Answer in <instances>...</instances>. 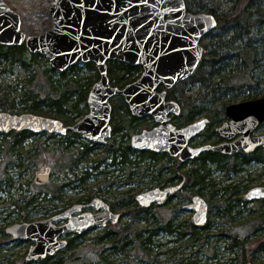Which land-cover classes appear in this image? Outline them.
<instances>
[{"label":"trees","instance_id":"16d2710c","mask_svg":"<svg viewBox=\"0 0 264 264\" xmlns=\"http://www.w3.org/2000/svg\"><path fill=\"white\" fill-rule=\"evenodd\" d=\"M185 2L188 11L194 13L205 11L213 14L218 25L201 41L204 55L197 70L189 78L167 90V99L178 101L183 108L179 124L191 122L205 115L211 119L212 125H216L220 123L219 116L225 111L226 106L242 94L248 93L252 99L264 96V90L257 89L264 88V0H231L232 4L228 7H224V3H216L215 0ZM38 59L47 61L41 54L30 52L25 44H0V64L6 63L9 66L18 63L31 73L17 83L0 82V108L12 113L50 116L62 120L66 125L73 124L85 114L88 93L99 79L100 74L95 63L86 62L70 66L65 71L57 70L54 77L43 72L41 81L36 82L32 66ZM83 67L92 74L79 77L78 73ZM48 68L56 71L51 66ZM142 71L140 65L132 66L118 60L108 61L110 82L119 88L136 81ZM159 89L164 87L160 85ZM111 103L113 110H120L123 114L117 121L112 118L113 135L118 133L130 137V134L138 129L135 122L139 121V118L131 114L123 96L112 97ZM69 133L77 135L72 131ZM0 135L4 137L0 138V153L3 154L0 161L1 189L2 182L10 184L18 177H23V173L18 170L17 178L14 179L10 175L12 172H8V162L15 163L16 167L18 160L19 164H22L23 157H27L29 150H20V144L25 137L36 134L26 130H13ZM9 135L10 138H5ZM47 135L48 138L57 136L49 132ZM58 137L56 141L60 142V146L54 145V148L58 150V155L62 150L60 160L56 159L58 156L47 153L45 148L42 149L43 142H40L39 146L44 154L43 163L49 164L55 173H71L74 178L60 184H54L52 180L46 184H38L33 177L30 181L31 192L22 196L23 202L14 199L9 202L16 206V211H26L25 214L18 216L20 221H32L29 214L37 208L39 211L46 209L43 211L44 214L51 216L72 204L89 202L94 196L91 193H88L87 197L82 195L67 201L64 200L63 193V185L82 188L87 182L89 173L80 172L79 166L89 160L97 162L95 167L104 164L112 168L111 170L106 168L103 172L105 178L101 185L105 187L104 189L116 185L114 191L97 192L95 189H98L100 184L92 189L96 195L109 203L112 211L120 212L121 218L118 223L101 228L96 236L88 240L84 237L91 230L68 235L66 248L37 261L38 264H120L117 263L118 254L123 256L120 260L127 264H160L159 254L153 253V244L162 233L176 238V246L168 249L169 255L172 256L169 258L170 264H212L210 261L212 258H218L216 264H264V236L258 232L264 228V206L261 207L263 203L255 205L254 209L247 208L239 194L240 182L239 185L233 183L226 185L219 191L220 198L216 199L214 193L212 194L216 184L212 178V171H227L226 179L230 172L243 170L244 166L240 161L210 150L193 159L192 163L181 165L179 160L169 157L166 153L133 150L125 138H111L105 145L108 154L103 158L90 159L92 149L103 144L82 141L80 146L69 150L68 145L71 142H65L64 138ZM65 137L68 139L70 136ZM259 149V152L256 150L252 155L254 160L263 164L264 170V150ZM116 170L118 174L115 175ZM162 175H165V179L161 178ZM149 177L151 182L155 181V184L163 186L168 182L173 185L183 184L181 190L171 196L166 205L153 204L143 207L136 200L139 191L121 188L131 179L137 178L140 181ZM23 181L29 186V180ZM204 189L209 192L207 195L211 203V214L208 223L199 228L193 223L192 218L182 220L178 217L182 210L171 204V199L178 196L180 204L182 202L186 204L194 194H201ZM51 206L55 208L48 211ZM124 218L126 220H123ZM224 222L227 223V227L219 229ZM217 229L219 233L214 238H209L208 233ZM26 241L28 244L31 243V240ZM209 242L211 246L205 248L204 244ZM14 243L16 244V241ZM222 245L233 256L221 263L225 254V251H221ZM181 246L190 247L191 253L185 255L183 253L180 256L184 250L180 249ZM193 246L201 248L195 251L192 250ZM3 251L0 247V261L4 264H17L18 260L25 257L24 254L17 258L14 255L12 257V248ZM203 255L206 256L205 259L201 257ZM21 262L34 263L23 259Z\"/></svg>","mask_w":264,"mask_h":264},{"label":"water","instance_id":"95a60500","mask_svg":"<svg viewBox=\"0 0 264 264\" xmlns=\"http://www.w3.org/2000/svg\"><path fill=\"white\" fill-rule=\"evenodd\" d=\"M48 12L51 26L40 34L27 35L21 28V15L0 0V44H25L30 52L41 54L59 71L95 63L100 76L88 93L89 111L72 126H65L58 118L0 109V133L26 130L66 135L71 130L103 144L112 132L111 98L123 96L132 115H150L158 124L151 130L135 133L131 137L133 149L167 152L185 161L210 150L233 154L264 147V133L253 134L264 123V96L226 106L228 120L216 128L226 140L219 144H189L205 129L209 121L206 117L178 128L171 121L170 115L179 114L182 107L178 101L167 99V90L197 70L204 55L201 41L218 25L213 14L188 11L185 0H53ZM112 60L140 65L143 71L136 81L123 88L113 86L108 74V61ZM161 84L164 89L158 90ZM52 175L51 166L43 163L36 171L35 181L46 184ZM178 189L179 186L154 187L140 192L136 200L143 207L163 205ZM247 197L263 198L264 186L253 187ZM86 208H95L96 212H82ZM183 209L193 211L197 226L206 224L209 204L200 194H195ZM120 218L121 213L112 211L107 201L94 197L88 203L72 204L46 218L13 223L6 233L13 240L33 242L26 259L34 262L66 248L68 235L101 229ZM59 220L62 223L58 224Z\"/></svg>","mask_w":264,"mask_h":264},{"label":"rangeland","instance_id":"374dc122","mask_svg":"<svg viewBox=\"0 0 264 264\" xmlns=\"http://www.w3.org/2000/svg\"><path fill=\"white\" fill-rule=\"evenodd\" d=\"M15 11H17L22 18V24H21V28L22 30L27 34V35H37L40 34L42 32H44L46 29H48L51 26V16L48 12V8L51 6V3L53 0H5ZM216 3L218 4H223L224 7H228L231 6L232 2L231 0H215ZM45 59V58H44ZM47 61H44L43 59H38L37 62L32 66V73L35 75L34 77V81L39 82L41 81V75L44 74L43 72H46L48 74H50L49 76L54 77L57 74V70L56 71H51L49 70L48 66L49 63L47 64ZM3 65H5V67L3 68ZM28 71L25 70V68H23L22 66H20L18 63H14L13 65L9 64H4L1 63L0 64V82H7L9 84L11 83H17L20 79L25 78L26 76H28V74L31 73H27ZM92 74L88 72V70L83 67L82 69H80V72L78 73V76H90ZM73 76V75H71ZM76 77V76H73ZM33 82V81H32ZM258 90H264L261 88H257ZM248 99H252L251 96L248 93H244L242 94L240 97H238L237 99H235L234 102L231 103H236V102H240L243 100H248ZM89 111L88 108L85 109L84 113L86 114V112ZM121 111H115L112 110V117L111 119L114 117V121H117V118H121L122 117V113H120ZM83 114V116L85 115ZM82 116V117H83ZM222 119H224V112L221 114ZM201 116L197 117L200 118ZM196 118V119H197ZM181 118H178L176 121H174L177 125H180L178 122H180ZM141 124V125H146L150 123L149 119H146L145 121H139V122H135V124ZM137 126V125H136ZM138 128V127H137ZM135 131H137V129H135ZM48 132L46 133H41V134H36L33 136H29V137H25V140L22 141V143L20 144V150L23 151H27V157H23L22 160V164H19L20 161H17V166H15V163H9L8 162V172L12 174H10L14 179L17 178V174L16 172L19 170L20 173H23V177H18L17 180L13 181L10 184H6L5 182H2L1 185V189H0V247L2 248V250L6 251L9 250L10 248L13 249V251H15L17 254L14 255L15 257H18L19 255L23 254L28 247V242H26V240L24 241H20V243L17 245H15L13 239L6 233V228L16 222H23L20 221L19 219V215H23L25 214V212H20V210L16 211V206L11 205L9 202L11 199L14 200H20V202L22 201V196L26 193L31 192V183L30 181L32 180L33 177H35L36 171L38 170L39 166L43 163V152L40 149V142H43V145H41V148H45L46 152L49 153L50 155H56L58 157H56V159L60 160L61 154H62V150L60 155H58V150H56L54 147V145H58L60 146V142L56 141L57 138H59L58 136H60L61 138H64L63 140L65 142H71L68 146H69V150L75 149V147L80 146L82 141H89L85 139L81 134L76 133L77 135H72V134H68V135H60L57 134L56 137H49L47 135ZM120 133V132H119ZM264 133V125H262L261 128H259L255 134H262ZM65 136H70L68 139H66ZM11 136H6L5 138H10ZM0 138H4L0 135ZM48 138V140H47ZM111 138H125V140H128L129 144L130 143V137L126 136V135H118V133L114 134ZM93 143V142H91ZM36 145V146H35ZM106 145V144H105ZM105 145H96V147H94L90 153V159H95V158H103L105 155H107L108 153L106 152V147ZM3 154L0 153V161L2 159ZM172 161V160H171ZM171 161H169V163H171ZM97 164L96 161L90 162V160L86 163H82L79 167L80 172H88L89 173V179H87V184L84 183V185L82 186V188H73L72 185H63V193H64V200H74L76 197L82 196L84 195V197H87L89 194L91 193V195H94L91 200L94 197H99V195H96L95 191L92 188H96L99 186L100 187L97 190V192H110V190H113L114 187L116 185H112L110 188L104 189L105 187L103 185H101V183L103 182L102 180L105 178L103 177V172L106 171L105 169L107 168L108 170H111L112 168L107 167L104 164H100L97 167H95V165ZM262 172V168L259 164L256 163H251L249 167H243V170L240 172H230V177L228 179V181L223 180L225 179L226 175L228 174L227 171H223V170H213L212 171V178L214 179V181H217L216 186L214 188V191L212 192V194L214 193L215 198H220V190L223 188V186L227 183H235L237 179H244V184H247V178H255L257 177L260 173ZM118 174V170L115 171V175ZM106 175H108V173H106ZM74 178V176L71 173H64V172H54L53 171V175H52V182H54V184H60L61 182H65V180L68 179H72ZM121 179H123V177H120ZM151 177L149 178H144L142 180H138L137 178L131 179V181L127 184V185H122L123 188H133L135 191L133 192H144L147 191L151 188L157 187V186H161L163 184H155L156 182H151ZM161 178L165 179V175H162ZM23 180H29L28 182L30 183L29 186L24 184ZM264 180V175L263 178L260 180L262 181ZM225 181V182H224ZM27 188V189H26ZM114 191V190H113ZM205 192V193H204ZM204 194H202L206 200L208 201V193L207 190L204 189ZM139 194V193H138ZM12 195V196H11ZM101 197V196H100ZM214 199V202L215 200ZM90 200V201H91ZM89 201V202H90ZM180 198L178 196L174 197L172 204L174 206H177L178 208L181 209V206L179 205L180 203ZM88 203V202H86ZM57 204V203H56ZM55 208V206H51L49 210ZM93 211H95V208H91ZM46 209H42L39 211V208L32 210L29 214L30 219L33 220H37V219H41V218H45L47 217L43 211H45ZM182 210V209H181ZM52 211V210H51ZM248 212V209H247ZM192 216V213L188 212V211H183L180 212L178 214V217L182 220L188 218L189 216ZM14 220L16 222H14ZM123 220H126L125 218ZM119 222V221H118ZM117 222V223H118ZM112 223L107 225V228L109 226H111ZM116 224V223H115ZM114 225V224H112ZM222 227H227V223H222L219 227V229H221ZM4 228V231H3ZM209 231H211V229H208ZM100 231V228H96L91 230L90 232H88L86 234V236L84 237L85 240L91 239L93 236H96V234ZM218 229L213 232H209L208 236L209 238H214L216 236V234H218ZM190 238V235H188ZM188 240V239H187ZM155 244H153V253H158L159 254V261L160 264H170L171 261H169V258L172 257L169 255L168 253V249L169 247H172L173 245L176 246L177 242L176 238L174 236L168 235L166 233H162L160 234L157 239L155 240ZM186 242V240L184 241V243ZM206 242V240H205ZM211 242L204 244V247H210ZM84 243H81V245H83ZM179 244V243H178ZM219 247V245H218ZM201 247L199 246H193L192 250H197L200 249ZM180 249H184L180 256L185 254H189L191 253V248L186 246L183 248V246H181ZM204 249V248H203ZM3 251V252H4ZM221 251H225V254L222 256L223 259L220 261L221 263L223 261H227L228 257H232L233 254L230 253L229 251H226L223 247V245L221 246ZM14 253V252H13ZM203 257V259L206 258L205 255L201 256ZM121 258H123V256L121 254L117 255V263L120 264H127L124 260H120ZM216 260H218V258L215 259H210L212 264H216ZM39 261V260H38ZM2 263L0 264H4L3 261H0ZM37 262V261H36ZM39 262H37L36 264H38ZM22 264V263H20ZM35 264V262L33 263Z\"/></svg>","mask_w":264,"mask_h":264},{"label":"flooded vegetation","instance_id":"af4514ba","mask_svg":"<svg viewBox=\"0 0 264 264\" xmlns=\"http://www.w3.org/2000/svg\"><path fill=\"white\" fill-rule=\"evenodd\" d=\"M135 66H137V65H135ZM162 85V84H161ZM163 86V85H162ZM160 87V86H159ZM164 87V86H163ZM158 90H162V89H159L158 88ZM168 100H172V99H168ZM112 104V103H111ZM181 105V104H180ZM129 107V106H128ZM182 107V106H181ZM87 108H88V103H87ZM1 109V108H0ZM88 110H89V108H88ZM112 110H113V108H112ZM130 111V110H129ZM88 112V111H87ZM86 112V113H87ZM132 114V113H131ZM182 115H183V108L181 109V112L179 113V114H175V113H172L171 115H170V117H171V121H172V123L178 128V127H182V126H184V125H186L187 123H189V122H186V123H182V124H180V125H177L174 121H176L178 118H181V120H182ZM82 117V116H81ZM80 117V118H81ZM111 117H112V113H111ZM134 117H136V118H139L138 120L139 121H145L146 119H149L150 120V123L149 124H146V125H141V124H137V127H138V129H137V131H134L133 133H131L130 135V139H131V137L135 134V133H137V132H141V131H143V130H151V129H153L155 126H157L158 124L155 122V120H154V118L152 117V116H150V115H146V116H142V117H138V116H134ZM203 117H206L205 115H202L200 118H197V119H195V120H198V119H201V118H203ZM79 118V119H80ZM206 118H208V122H207V124H206V127H205V129L203 130V131H201L198 135H196L195 137H193L190 141H189V144L191 145V146H193V147H198V146H203V145H206V144H212V145H214V144H219V143H222V142H224L226 139H224V137H222L218 132H217V130H216V128L218 127V126H220V125H222L224 122H226L228 119H227V117H226V114H225V111H224V119H222V116H219V122L220 123H218V124H216V125H212L211 123V119L209 118V117H206ZM78 120V119H77ZM76 120V121H77ZM181 120H180V122H181ZM75 121V122H76ZM139 121H137L136 120V122H139ZM194 121V120H193ZM75 122H73V124L75 123ZM192 122V121H191ZM110 123H111V125H112V132H111V136L110 137H112L113 136V122H112V119L110 120ZM65 124V123H64ZM73 124H70V125H66L65 124V126H72ZM262 125H263V123L256 129V131L259 129V128H261L262 127ZM255 131V132H256ZM69 132H71V130H69L68 131V133ZM73 132V131H72ZM255 132L253 133V134H255ZM67 133V134H68ZM56 134V133H55ZM66 134V135H67ZM82 135V134H81ZM110 137H108V138H106L107 140H106V142L105 143H103V145H105V144H107L108 143V141L110 140ZM202 139L204 140V141H202ZM94 143V142H93ZM130 143H131V140H130ZM95 144H100V143H95ZM131 145V144H130ZM131 148H132V146H131ZM259 148H261L262 150H264V147H257L254 151H256L257 150V152H259L260 151V149ZM133 149V148H132ZM133 150H136V149H133ZM137 151H139V150H137ZM140 151H143V150H140ZM145 151H149V150H145ZM151 151V150H150ZM249 152V153H245L244 151H239V152H237V153H233V154H224V153H221V154H223V155H225V156H228L229 157V159H231V158H233L235 161H240L241 162V165L242 166H246V167H249L250 166V164L251 163H256V164H259L260 166H261V168H263V164L262 163H259L257 160H254L253 159V153H255V152ZM213 152H217V151H214L213 150ZM155 153H157V152H155ZM162 153H166L169 157H171V158H173V159H177V160H179V162L181 163V165H188L189 163H192V161H193V159H195L196 157H199V156H201V154H203V153H201V154H199V155H196L195 157H193V158H188L187 160H185V161H182L180 158H179V156H171L169 153H167V152H162ZM205 153V152H204ZM223 171H225V170H223ZM233 172H237V171H233ZM263 175H264V170L262 169V172L257 176V177H255V178H250V177H248L247 178V181H248V183L247 184H244V179H237V180H235L236 181V184L235 183H233L234 185H239L238 183L240 182V196L242 197V199H243V202H245V204L248 206L247 208H250V209H254L253 207L255 206V205H259V204H261V203H263L262 205H261V207L262 206H264V197L263 198H259V199H249L248 197H247V193L253 188V187H257V186H264V180H262V181H260L262 178H263ZM229 177H230V175H228V177L225 179L226 181H228V179H229ZM225 182V181H224ZM216 183H217V181H216ZM230 183V182H229ZM229 183H227V184H225L224 186H223V188L226 186V185H228ZM182 184L183 183H177V184H171V183H167L166 185H161V186H157V187H161V188H164V187H172V186H179V189L176 191V192H174V193H172V194H170L169 196H168V199H167V202L169 201V198L171 197V196H173L175 193H177V192H179L180 190H181V187H182ZM215 186H216V184H215ZM214 186V187H215ZM223 188L221 189V190H223ZM196 194H198V193H196ZM202 194H204V193H201L200 195L201 196H203ZM195 195V194H194ZM193 195V196H194ZM192 196V197H193ZM235 196V195H234ZM174 197H176V196H174ZM174 197L171 199L172 201H171V204H172V202H173V199H174ZM204 197V196H203ZM205 198V197H204ZM192 199V198H191ZM206 199V198H205ZM191 201V200H190ZM190 201H188L187 203H189ZM207 201V200H206ZM167 202L165 203V204H163V205H159V204H157V203H154V204H156V205H158V206H164V205H166L167 204ZM208 202V204H209V211H208V220H209V217H210V214H211V203H210V201L208 200L207 201ZM186 203V204H187ZM180 204V203H179ZM184 202H182V204H180V206H181V209L183 210V211H187V210H185V209H183V206L184 205H186ZM153 205V204H152ZM86 210H90V211H93L91 208H86V209H84V210H82V212H85ZM93 212H96V210L95 211H93ZM188 212H190V213H192V216L190 215L189 217L190 218H192V220H193V215H194V213H193V211H188ZM81 214V213H80ZM208 220H207V222H206V224L208 223ZM193 223H194V220H193ZM195 224V223H194ZM205 224V225H206ZM196 225V224H195ZM205 225H203V226H205ZM197 226V225H196ZM203 226H197V227H199V228H201V227H203ZM258 232L260 233V234H262L263 236H264V228L263 229H259L258 230ZM27 242V241H26ZM16 244L18 245L19 243L17 242V240H16ZM15 244V245H16ZM31 246V243L30 244H28V247H27V250L23 253L24 254V258H21V259H23V261L25 260L26 262H29V261H27V259H26V256H27V252H28V249H29V247ZM14 252V253H13ZM12 252V257H13V255H16L17 253L15 252V251H13ZM22 255V254H21ZM20 256V255H19ZM18 256V257H19ZM15 257V256H14ZM15 258H17V257H15ZM14 259V258H13ZM21 259L20 260H18V263L17 264H20V263H22L21 262ZM34 262H36V261H34ZM33 263V262H32Z\"/></svg>","mask_w":264,"mask_h":264}]
</instances>
